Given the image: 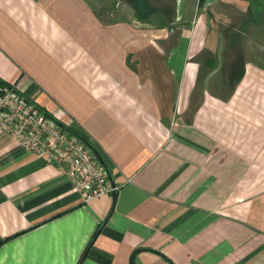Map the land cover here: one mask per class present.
Returning <instances> with one entry per match:
<instances>
[{
	"label": "crops",
	"instance_id": "crops-1",
	"mask_svg": "<svg viewBox=\"0 0 264 264\" xmlns=\"http://www.w3.org/2000/svg\"><path fill=\"white\" fill-rule=\"evenodd\" d=\"M235 1L0 0V84L116 188L84 201L0 130V264H264V61L202 11ZM179 16L186 37L157 36Z\"/></svg>",
	"mask_w": 264,
	"mask_h": 264
},
{
	"label": "built area",
	"instance_id": "built-area-1",
	"mask_svg": "<svg viewBox=\"0 0 264 264\" xmlns=\"http://www.w3.org/2000/svg\"><path fill=\"white\" fill-rule=\"evenodd\" d=\"M180 0H177L179 3ZM173 26L162 28L168 36ZM40 109L16 84H0V130L37 157L54 160L84 201L115 191L108 185L107 171L98 155L68 124Z\"/></svg>",
	"mask_w": 264,
	"mask_h": 264
},
{
	"label": "rangeland",
	"instance_id": "rangeland-1",
	"mask_svg": "<svg viewBox=\"0 0 264 264\" xmlns=\"http://www.w3.org/2000/svg\"><path fill=\"white\" fill-rule=\"evenodd\" d=\"M174 3L176 7H178L177 0H174ZM249 3V0H237L232 3H218L219 5L207 6L206 9L202 11L204 13L207 12L211 16L210 29L216 28L215 25L236 26L234 31H224L220 32V34H223V38L233 37L252 41L254 43V46H252V54L260 61H264V0H260L259 6H253L261 13L260 18L258 19L259 22L257 21L258 24H256V26L250 25L248 31L243 29L240 31L239 28L245 27L243 21L246 19V13L251 9ZM244 10H246V12H244ZM176 16L178 17V11L176 12ZM180 17L181 16H179V18ZM181 19L182 18L178 19L175 25H173V32L170 33L166 39H179L182 36H187V28L189 26H187L188 24L184 23ZM215 34V32L213 34V32L210 31L209 38H218L219 36H216ZM248 50H250V48H248ZM161 82L162 86L165 85V80H162Z\"/></svg>",
	"mask_w": 264,
	"mask_h": 264
},
{
	"label": "trees",
	"instance_id": "trees-1",
	"mask_svg": "<svg viewBox=\"0 0 264 264\" xmlns=\"http://www.w3.org/2000/svg\"><path fill=\"white\" fill-rule=\"evenodd\" d=\"M203 2H204V0H200V4L201 5L203 4ZM249 2H250L249 3L250 8H252L253 5H255V4H256V6H259L260 5L259 4L260 3V0H249ZM71 131L74 132V133H76L77 135H79L81 138H83L85 140V142L89 146L92 147V149L95 151V153L98 155V157L100 159L99 152H98L97 148L93 145V143H91V141L83 133H81L80 131H77L76 129H72V128H71ZM100 161H101V159H100Z\"/></svg>",
	"mask_w": 264,
	"mask_h": 264
},
{
	"label": "water",
	"instance_id": "water-1",
	"mask_svg": "<svg viewBox=\"0 0 264 264\" xmlns=\"http://www.w3.org/2000/svg\"><path fill=\"white\" fill-rule=\"evenodd\" d=\"M60 125H62V124H60Z\"/></svg>",
	"mask_w": 264,
	"mask_h": 264
}]
</instances>
